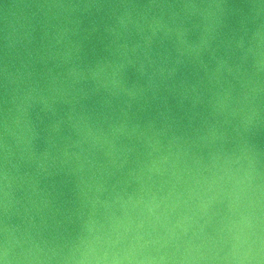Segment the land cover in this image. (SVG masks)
I'll list each match as a JSON object with an SVG mask.
<instances>
[{
	"label": "water",
	"instance_id": "obj_1",
	"mask_svg": "<svg viewBox=\"0 0 264 264\" xmlns=\"http://www.w3.org/2000/svg\"><path fill=\"white\" fill-rule=\"evenodd\" d=\"M0 264H264V0H0Z\"/></svg>",
	"mask_w": 264,
	"mask_h": 264
}]
</instances>
